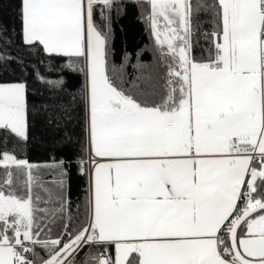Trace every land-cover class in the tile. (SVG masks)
Instances as JSON below:
<instances>
[{
  "label": "snow or ice",
  "instance_id": "1",
  "mask_svg": "<svg viewBox=\"0 0 264 264\" xmlns=\"http://www.w3.org/2000/svg\"><path fill=\"white\" fill-rule=\"evenodd\" d=\"M133 3L165 71L127 87L109 67L115 0H18L23 43L83 65L91 184L74 226L70 161L16 154L28 87L0 82V264H264V0Z\"/></svg>",
  "mask_w": 264,
  "mask_h": 264
},
{
  "label": "trees",
  "instance_id": "2",
  "mask_svg": "<svg viewBox=\"0 0 264 264\" xmlns=\"http://www.w3.org/2000/svg\"><path fill=\"white\" fill-rule=\"evenodd\" d=\"M118 7H113L110 16L112 18V38L110 41L109 67L115 68L116 75L121 71L128 81L131 82L144 73L162 74L165 69L160 62L158 53L153 48V40L150 37L147 25L142 13L145 9L133 3V0H115ZM18 0H0V22L7 29L0 36V56L7 66L6 72H0V82L16 83L24 82L28 87L27 100L30 108V140L26 149L16 154L28 159L36 165H46L53 162V158L69 160L68 165V189L67 197L70 201L69 212L72 217L71 223L76 226L77 218L82 219L84 206L88 200V144L85 130L86 111L83 103V89L86 84L84 73L79 69L83 65L68 67V60H51L36 48L23 43L21 25L17 15ZM205 19V17H201ZM97 21L100 22L99 14ZM101 27H103L101 23ZM205 29L209 26L205 25ZM206 43L201 38L195 49L199 55L200 47ZM140 65H144L140 69ZM121 66L123 68L121 69ZM37 74L45 80L63 81L56 89L42 83ZM67 108L70 116L61 118L59 112L56 118L60 128L46 122L53 115L54 109ZM63 138L70 143L63 147L54 145V140ZM5 145L0 143V150ZM7 150H12L11 141L6 145ZM82 148L84 149L82 151ZM84 160L83 174L78 161ZM67 215V213H66ZM53 233V238L57 235ZM83 256V253H81Z\"/></svg>",
  "mask_w": 264,
  "mask_h": 264
},
{
  "label": "crops",
  "instance_id": "3",
  "mask_svg": "<svg viewBox=\"0 0 264 264\" xmlns=\"http://www.w3.org/2000/svg\"><path fill=\"white\" fill-rule=\"evenodd\" d=\"M88 163V161H87ZM43 166V165H41ZM45 174H46V170H45ZM90 184H91V173L89 172V165H88V185H89V190H90Z\"/></svg>",
  "mask_w": 264,
  "mask_h": 264
},
{
  "label": "built area",
  "instance_id": "4",
  "mask_svg": "<svg viewBox=\"0 0 264 264\" xmlns=\"http://www.w3.org/2000/svg\"><path fill=\"white\" fill-rule=\"evenodd\" d=\"M89 152H88V156H87V159H88V165H89V172L91 173V168H92V160L89 159Z\"/></svg>",
  "mask_w": 264,
  "mask_h": 264
}]
</instances>
